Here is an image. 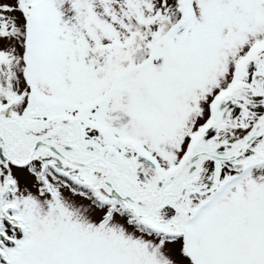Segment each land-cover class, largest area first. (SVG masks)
<instances>
[{"label":"snow or ice","instance_id":"1","mask_svg":"<svg viewBox=\"0 0 264 264\" xmlns=\"http://www.w3.org/2000/svg\"><path fill=\"white\" fill-rule=\"evenodd\" d=\"M0 264H264V0H0Z\"/></svg>","mask_w":264,"mask_h":264}]
</instances>
